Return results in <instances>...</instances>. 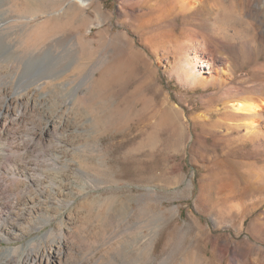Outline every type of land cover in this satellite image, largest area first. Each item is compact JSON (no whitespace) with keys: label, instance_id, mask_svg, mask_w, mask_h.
Masks as SVG:
<instances>
[{"label":"rangeland","instance_id":"374dc122","mask_svg":"<svg viewBox=\"0 0 264 264\" xmlns=\"http://www.w3.org/2000/svg\"><path fill=\"white\" fill-rule=\"evenodd\" d=\"M146 1L0 0V108L6 91L58 120L30 157L70 185L0 264H264V111L231 106L264 99V0ZM187 54L211 67L186 77Z\"/></svg>","mask_w":264,"mask_h":264},{"label":"bare ground","instance_id":"6f19581e","mask_svg":"<svg viewBox=\"0 0 264 264\" xmlns=\"http://www.w3.org/2000/svg\"><path fill=\"white\" fill-rule=\"evenodd\" d=\"M79 2L87 4L86 0H79ZM161 2L162 0H147L143 7L147 9V13H153L156 7L161 5ZM201 3L202 0H183V4L190 9L203 6ZM50 40L37 44L33 52L40 51L39 54L43 53L46 47L49 46ZM188 55H186V61L190 63L191 68L186 71V77L195 78L196 72L200 71V67H211L212 62L209 59L197 55L189 57ZM39 56L37 58L32 56L28 60L19 81V84L27 82L29 86L36 85V89L33 90L36 93L37 90H41L45 86L46 81L43 80L50 76L44 75L49 72V67L45 64L47 57L44 59L43 55ZM5 95L4 104L0 108V239L13 241L19 240L30 233L35 217L42 210L49 207V205L58 207L62 204L61 198L66 194V191L68 192L70 185L69 176L62 168L54 167L51 170H42V173L38 175L37 164L30 157V153L35 150L38 142L50 141L52 134L59 127H57L58 120L56 121L52 116L45 115L46 121L43 124H36L37 115L34 110H37L35 108L38 106V102L33 101L30 103L27 101L26 103L22 95L9 94L6 91ZM44 95L43 93L41 97ZM231 106L236 111L257 114L264 111V99L261 101L257 99H238L232 101ZM18 107L19 109H17ZM57 150V161L63 164L65 162L63 154L65 151L62 146H59ZM34 255L33 258L39 261L40 264L62 263L60 253H55L52 250L49 253L44 251ZM51 259H53V263ZM23 264H28V260L23 261Z\"/></svg>","mask_w":264,"mask_h":264}]
</instances>
